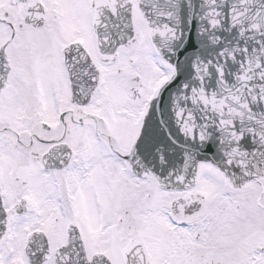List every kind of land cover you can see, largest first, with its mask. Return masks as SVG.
<instances>
[{"label": "snow or ice", "instance_id": "6c2138e0", "mask_svg": "<svg viewBox=\"0 0 264 264\" xmlns=\"http://www.w3.org/2000/svg\"><path fill=\"white\" fill-rule=\"evenodd\" d=\"M0 264H264V0H0Z\"/></svg>", "mask_w": 264, "mask_h": 264}]
</instances>
